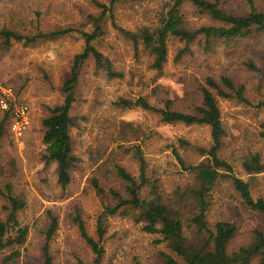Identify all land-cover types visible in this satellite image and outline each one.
Returning <instances> with one entry per match:
<instances>
[{
    "label": "rangeland",
    "instance_id": "obj_1",
    "mask_svg": "<svg viewBox=\"0 0 264 264\" xmlns=\"http://www.w3.org/2000/svg\"><path fill=\"white\" fill-rule=\"evenodd\" d=\"M97 0H0V31H13L33 35L39 31L74 27L88 16L96 15L101 8ZM108 4V0H98ZM168 0H140L116 10L118 25L134 30L141 25L156 24L166 12ZM264 9V0H254ZM228 9L236 13L249 11L246 0H227ZM185 11L194 24L204 19L193 16L192 8ZM107 33L96 47L107 57L113 70L124 77L109 76L104 68L97 67L93 57L81 70L77 87V101L71 114L76 126L72 129L74 154L78 160L72 170V180L66 189L58 183L56 164L46 163V145L42 141L44 118L50 115L49 107L63 103V84L73 59L83 51L85 43L80 33L73 31L61 36L38 40L24 46V40L12 39L3 44L0 36V95L1 89L11 87L17 97L29 104L31 125L23 138L6 133L0 139V214L5 218L10 184L13 194L25 200L18 211L22 226H29V237L20 248L22 263L39 264L43 259V232L50 222V213L57 217L59 226L50 251L56 264H93L94 254L82 239L73 217L80 211L89 234L97 238V220L104 207L100 196L92 188L91 178L97 176L109 188L119 184L114 164H123L133 174H139V163L122 146L139 143L148 162L150 176L159 177L167 192L190 180L189 173L173 152L175 148L182 160L196 164L204 158L199 147L209 146L211 134L208 126L165 124L159 116L140 107L119 106L121 97L146 96L151 104L189 110L199 103L200 86L206 76L219 78L229 75L247 88L246 96L252 104L221 99L227 137L221 155L233 166L234 173L251 185L254 199H264V171L248 174L243 162L252 154H260L264 162V38L244 41H214L210 50L198 42L193 55L176 61L175 48L181 45L171 41L169 58L164 75L155 78L146 57L138 59L131 43L107 21ZM83 30H86L85 27ZM252 62L258 69L249 67ZM3 110L0 108V120ZM139 133L134 135L132 130ZM125 138L131 141L125 142ZM181 140L188 144L183 145ZM99 154H102L101 158ZM105 163V164H103ZM101 165V166H100ZM100 166V167H99ZM98 167L101 168L98 171ZM220 220L236 223L237 231L229 244L234 252L253 242L255 231L264 229V217L250 209L239 198L231 182L222 181L214 193L208 221L214 226ZM105 227V255L102 264H165L162 252L171 254L165 244L156 242V236L145 233L128 217L116 214L103 217ZM15 248V249H16ZM12 248L2 251L10 252Z\"/></svg>",
    "mask_w": 264,
    "mask_h": 264
},
{
    "label": "trees",
    "instance_id": "obj_2",
    "mask_svg": "<svg viewBox=\"0 0 264 264\" xmlns=\"http://www.w3.org/2000/svg\"><path fill=\"white\" fill-rule=\"evenodd\" d=\"M103 4L95 1L101 8L96 15L88 16L81 24V29L68 27L55 28L50 32L42 30L36 34H22L11 29H3L0 36L3 44L10 45L12 39L24 40L23 45L29 46L49 37L61 36L76 31L84 38V49L73 59L70 71L63 84L65 97L63 103L49 107L50 115L43 119L42 141L46 145L44 155L46 163L54 162L58 183L66 189L72 180V170L77 163L74 154L72 129L76 126L75 116L71 114L73 104L77 101V87L81 70L88 59L94 58L97 67L104 68L109 76L124 77L122 72L113 70L111 61L96 47L107 33L108 19L112 26L128 40L134 50V55L140 59L146 58L147 66L156 72L155 78L164 75V68L169 58L170 42L177 40L181 45L176 47V61L183 56L193 55V45L197 42L210 50L214 41H244L253 38H264V9L257 7L254 0H246L249 11L236 13L229 10L227 0H168L166 12L158 23L141 25L134 30L126 29L116 22V10L122 6L140 0H108ZM193 10V16L204 19L201 24L192 23L186 6ZM85 27L86 30H83ZM249 67L258 69L252 62ZM200 102L195 103L189 110L181 111L172 107V100H165V106L159 107L150 103L146 96L119 99L118 105L125 108L140 107L145 111L159 116L165 124H184L186 126L205 125L210 129L211 142L209 146L199 147L198 151L204 158L196 164L182 160L179 152H173L190 175V180L179 184L172 192H167L161 185L159 177L149 175L147 158L141 144L122 146V152L130 154L139 163V174L135 175L123 164L115 163L118 185L106 188L97 176L91 178L92 188L100 196L104 207L103 214L97 220V238L87 230L80 211H76L73 220L77 224L82 239L90 246L94 258L93 264H102L105 247V227L103 217L121 214L128 217L134 224L139 225L145 233L155 235L156 242L163 243L171 254L162 252L165 264H264V229L255 231L254 240L234 252L229 251V244L237 231V225L228 220H220L212 226L208 221L214 193L219 184L227 180L236 190L241 201L250 209L256 210L264 217V199H254L251 185L234 173L233 166L221 155L227 127L223 120L221 99L240 101L252 104L246 96L245 85L237 83L229 75L219 78L206 76L200 86ZM264 106V102L256 105ZM10 114L3 111L0 120V139L9 126ZM11 134L10 127L8 128ZM134 135L139 132L132 130ZM125 142L131 138H125ZM186 145L185 140L180 141ZM99 154L98 158H101ZM105 164V163H103ZM101 166V165H100ZM99 166V167H100ZM98 167V171L101 169ZM248 174L264 171V162L260 154H252L243 162ZM11 185H6L7 192H2L8 200L5 206L7 214H0V264H31L22 263L23 253L20 248L27 243L29 226H22L18 219V211L25 207L26 202L13 194ZM50 222L44 234L43 259L39 264H56L50 251V242L55 235L59 222L50 213ZM12 248L10 252L1 254V250ZM16 248V249H15Z\"/></svg>",
    "mask_w": 264,
    "mask_h": 264
},
{
    "label": "built area",
    "instance_id": "obj_3",
    "mask_svg": "<svg viewBox=\"0 0 264 264\" xmlns=\"http://www.w3.org/2000/svg\"><path fill=\"white\" fill-rule=\"evenodd\" d=\"M0 108L10 114V131L16 138H23L31 125V110L20 100L11 87L1 89Z\"/></svg>",
    "mask_w": 264,
    "mask_h": 264
}]
</instances>
